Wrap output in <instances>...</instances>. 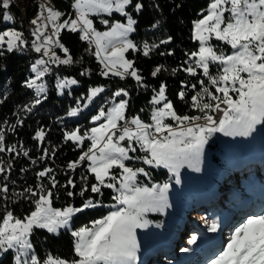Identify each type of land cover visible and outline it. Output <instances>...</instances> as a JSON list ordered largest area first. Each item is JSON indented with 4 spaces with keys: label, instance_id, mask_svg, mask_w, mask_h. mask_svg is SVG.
Instances as JSON below:
<instances>
[{
    "label": "snow or ice",
    "instance_id": "6c2138e0",
    "mask_svg": "<svg viewBox=\"0 0 264 264\" xmlns=\"http://www.w3.org/2000/svg\"><path fill=\"white\" fill-rule=\"evenodd\" d=\"M132 3L133 0H74L72 7L75 16L63 20L64 13L51 6L47 0L39 5L41 12L31 21L35 26L31 34L36 37L31 47L35 52L42 53V57L31 65L34 78L25 82L27 88L35 89L37 96L31 106H25L28 112L42 102L41 94H46V85L38 81H42L51 71L49 64L71 65L78 62L73 60L69 49L59 39L62 29L79 33L81 41L94 45V55L103 66L102 76L112 75L120 79L130 76L143 86V77L134 62L125 56L129 50H139L129 39V34L135 31L134 25L137 24L126 11ZM11 4L12 0H0V16L4 21L13 19L10 12L6 11ZM134 8L139 12L143 4L137 2ZM206 12V15L193 22V40L199 46L189 54L185 61L188 66L183 69L193 77L200 69L202 75L207 77L206 83L204 80L197 82L201 85L200 90L191 96L190 107L200 115H179L166 96V85L161 83L158 91L154 90L155 95L150 101L153 105L151 123H146L139 115L126 116L129 102L123 97H127L128 92L123 88L115 91L112 105L107 109L101 106L98 114L92 116L95 126L83 133L79 128L64 132V140L72 141L77 146L90 141L87 150H82L79 158L67 165L71 170L86 166L87 173L94 177L95 182L90 185L87 183L88 175L81 177L84 186L78 195L84 196L88 191L103 195V188L112 189L116 193L113 196L115 210L92 221L91 227L82 226L71 230L75 258L66 259L54 254L40 258L33 251L30 240L34 229H46L48 233L58 234L60 229L69 227L77 213L97 206L89 198L80 207L69 204L62 209L54 208L53 189L60 185L51 175L53 170L44 168L37 173V179L47 177L51 188L38 183L35 189L29 186L18 194L26 200L36 197L31 201L34 209L19 218L5 208L0 217V253L11 252V264H136L139 251L136 230L148 227L150 221L145 219L147 212L163 213L169 206L166 195L169 183L141 186L138 176H148L149 173L143 167H133L126 162L142 161L145 165L163 167L175 175L176 183L179 184L181 167L187 165L196 171L200 170L198 164L204 145L214 133L247 137L257 125L264 124V0H210ZM100 13L108 16L119 13L126 17V22L110 23L108 19H103L101 22L108 26L107 31H98L90 16ZM49 25L51 35L45 31ZM213 40L223 42L231 51L225 53L223 48L212 43ZM26 45L24 34L14 27L0 31V56L5 52L23 51ZM155 47L157 45L145 43L143 55L148 56ZM56 48L64 53V58L57 55ZM176 70L172 69L173 73ZM161 71L162 66H158L151 75L156 77ZM86 73L87 70L81 75ZM78 83L74 78L57 77L56 88L63 94L64 89ZM208 85L215 92L210 91ZM191 87L196 89L197 85L192 84ZM104 91L102 86L89 88L86 97L77 99V106L71 108L67 115L75 117L88 107V102ZM68 94L71 95L70 92ZM178 96L184 100L186 92L182 89ZM115 98L120 99L116 101ZM212 113L220 115L214 117ZM169 120L172 123H168ZM17 123L22 124L23 121L18 120ZM15 127L12 126L11 130ZM44 138L43 129H38L33 137L38 141ZM137 148L144 155H129L136 153ZM3 152H16V146L6 145L5 129L0 127V153ZM43 153L41 160L49 154V150L44 149ZM52 154H55V149H52ZM23 155L27 157L29 152L23 150ZM11 169V161L5 167L4 161L0 160V173L10 172ZM67 185L76 187L71 177ZM8 192V184H0V194H3L0 199L9 200ZM67 195L72 197L76 193L68 191ZM206 223H209V231L217 230L215 221ZM196 241L197 237L192 235L187 243L194 245ZM189 250L188 247L181 249L184 252ZM207 264H264V213L248 216L235 227L223 249L210 258Z\"/></svg>",
    "mask_w": 264,
    "mask_h": 264
},
{
    "label": "trees",
    "instance_id": "16d2710c",
    "mask_svg": "<svg viewBox=\"0 0 264 264\" xmlns=\"http://www.w3.org/2000/svg\"><path fill=\"white\" fill-rule=\"evenodd\" d=\"M137 2L143 4L142 10L139 12H136L134 8ZM73 3L74 0H50L49 4L64 13L61 18L63 20L74 17ZM209 3L210 0H133L132 5L126 8V11L137 21V24L134 25L135 31L129 35V39L137 45L139 50H129L125 53V56L134 62V66L143 77V86L137 84L136 80L130 76L125 79L112 75L102 76L103 66L94 55V45L90 46L86 41H81L79 33H71L67 29H62L59 39L69 49V54L73 57V60L78 62L71 65L49 64L51 71L42 79V82L46 85V94H41L42 102L33 107L31 112H28L25 106H31L37 96L33 89L27 88L25 82L30 78H34L35 74L31 70V65L36 59L42 57V53L35 52L31 47L32 41L36 39L31 34L35 28L31 21L40 13L39 5L42 4V0H12L11 7L6 11L10 12L13 19L4 21L0 16V31L14 27L24 34L27 41L23 51L5 52L3 56H0V127L5 129L6 145L16 146V152L0 153V160L4 161L5 167H7L8 161L12 162L10 172L0 173V184H8V197L10 198L9 200L0 199V217H2L5 208L11 210L19 218H23L34 209V204L31 201L36 197L26 200L18 194L29 186L35 189L38 183H42L45 188H51L47 177L37 179V173L46 167L53 170L51 175L55 177L58 185H60V187L53 189L54 208L62 209L69 204L80 207L89 198L97 203L96 207L77 213L70 221V227L60 230L58 234L48 233L43 229H34L30 240L33 244V251L40 258H44L48 254L59 255L66 259L75 258L73 253L74 238L70 234L71 230L79 229L82 226L91 227V222L106 216L112 211V204L115 203L113 196L116 193L112 189L103 188V195L94 194L90 191L86 192L84 196L78 195L84 186L81 177L88 175L87 183L89 185L95 182L94 177L87 173L86 166H78L75 170H71L67 168V165L69 162L76 161L82 150H87L90 141H85L82 146H77L72 141L64 140L65 131L79 128L83 133V131L95 126L91 120L92 116L98 114L101 106L105 109L110 107L113 101L112 94L121 88L128 92L127 100L129 103L126 116L139 115L146 123H151L150 115L153 105L150 101L155 95L154 90L158 91L161 83L166 85V96L172 101L179 115H200L198 111L190 107L191 96L200 90L201 85L197 82L204 80L206 83L207 77L202 75L200 69H197L195 77L190 76L183 69L188 66L185 61L188 60L189 54L198 49V43L192 37L193 22L206 14ZM90 18L93 19L94 27L99 30L108 28L101 22L103 19H108L110 23L112 21L126 22V17H122L118 13H113L111 16L100 13ZM169 37H171L170 40ZM161 41L167 42L161 43ZM145 43L150 46L157 45L148 56L143 55V45ZM212 43L224 48L225 53L230 52V47L223 44V42L213 40ZM55 51L57 55L64 58V53L60 49L56 48ZM158 66H162V71L156 77H153L151 73ZM172 69L177 70L173 73ZM85 70H87V73L81 75ZM212 71H215V66L212 67ZM57 77L61 79L74 78L79 83L64 89L63 94H60L56 88ZM192 84L197 85L196 89L191 87ZM98 86H102L105 91L94 98L93 101L88 102V107L83 108L75 117L67 115L71 108L77 106V99L82 96L86 97L89 88ZM208 87L210 91L215 92V89L210 85ZM182 89L186 92L184 100H181L178 96ZM69 92L71 95L68 94ZM81 103L83 104L84 101L82 100ZM18 120L23 121V123L18 124ZM167 122L172 123L170 120ZM14 125L16 126L15 129L11 130ZM38 129H43L45 132L43 141L33 139ZM238 137L229 136V139L213 140L207 146L211 149L218 148L224 146L227 141L232 146L233 140L238 139ZM44 149H48L49 154L41 160L40 157L44 155ZM52 149H55L54 155ZM23 150L29 152L27 157L23 155ZM251 153L254 155L256 163L260 162L259 171L262 172L253 169L250 166L251 163L247 162V157L243 156L238 149H235L230 155L213 153L210 156L211 161L219 164L221 171L220 176H213V186L211 187L215 189L226 187L230 190L234 188L237 192L240 190L250 195V189L253 188L252 183L264 177L262 148L254 144ZM33 161H36V163H33ZM240 162L244 164L243 178H236L233 175L228 176L232 173L231 171L241 165ZM127 163L133 164V167H143L149 173L148 176H138L139 185L151 187L153 184L169 183L168 191H172L170 188L172 179L167 169L148 166L142 162L128 161ZM21 169H24V171H21ZM5 176L8 177L7 180L4 179ZM69 177L75 181V188L67 185ZM262 183L264 184V178ZM206 187L207 190L204 192L203 197L193 198L187 203L194 204L196 201L195 204H198L200 200H205L212 189L208 184ZM68 191H73L76 195L69 197L67 195ZM2 195L0 194V196ZM232 195L228 192L226 196V200H229L231 204L235 203V196ZM226 200L224 205H226ZM217 203H215L216 207L207 205V210L201 213L204 214L201 217L202 220L198 222V225L193 226L191 230L194 231L189 233L190 237L195 235L197 241L194 245H188L186 242L190 250L188 252L182 251L181 256L197 253L203 233L209 231V223H206V221H215L217 227L219 226L217 216L225 212ZM225 207L227 208V206ZM202 209L204 208H201V211H203ZM210 212L213 213L210 214ZM147 216L152 221L160 218L158 213H149ZM193 216L199 217L195 212ZM175 225L176 223L169 225L170 227L168 226L169 229L166 233L176 232ZM190 237L185 239L188 241ZM154 241L158 246L164 244V241L159 240V238ZM181 245L184 246L182 242ZM158 246L152 247L154 249L152 251L159 248ZM11 255V252L5 254L2 258V264H11ZM159 257L158 262L151 260L152 263H150L164 264L165 261H171L170 258H167V254H160ZM171 264L173 263L171 262Z\"/></svg>",
    "mask_w": 264,
    "mask_h": 264
},
{
    "label": "rangeland",
    "instance_id": "374dc122",
    "mask_svg": "<svg viewBox=\"0 0 264 264\" xmlns=\"http://www.w3.org/2000/svg\"><path fill=\"white\" fill-rule=\"evenodd\" d=\"M45 2H46V0H42V4ZM47 2L50 3V0H47ZM73 13L75 16V9L74 8H73ZM206 14H207V12H206ZM43 15L46 16L47 13L44 12ZM91 16H94V15H91ZM36 17L33 19H36ZM97 30L103 32V31H107V28L103 29V30H99V29H97ZM45 31H46V34L51 35V32H52L51 26L49 25ZM192 37H193V27H192ZM198 46H199V44H198ZM219 47H221V46H219ZM230 51H231V49H230ZM44 59H47V57H44ZM40 82H42V81H38V83H40ZM33 90L35 91V89H33ZM35 93H36V91H35ZM233 95H235V94H233ZM119 99L120 98L116 99V101H118ZM123 99L127 100V97H123ZM113 102L114 101H112V103ZM112 103H111V105H112ZM223 138L229 139V136H225L222 133H214L212 136H210L208 138V142L204 145L203 152H202V155L200 157L199 164H198V167L200 170L196 171L195 168H190L187 165H185L184 167H181L179 169V175H180V183L179 184L176 183L175 175L168 171L170 178L172 179V181L170 182V186H171L170 188L172 191L169 190L166 193L167 203L169 206L167 208H165L163 213H161V212H147L145 214V219L150 221V223H149L147 228L136 230L137 242L139 244V251L137 253L138 259H137L136 264H151L152 263L151 260H155L156 262H158L159 261L158 259L161 257V256L159 257L158 254H164L165 251H167L166 254L170 258V260H172L173 264H179L180 262H181V264L182 263L187 264L186 262H190V258L185 259V258L179 256V255H181V253L178 255V252H179V250L187 247V243H186L187 239H185V238H189L190 236L188 233H192L194 231V230H191L193 225L190 222H187V220L191 217L190 215H192L193 218L191 217V219H193V221L196 220L197 222H199L202 220L201 217L204 215L201 213H203L204 210H207L206 209L207 205H212L213 207H216L215 206L216 202H218L217 204L220 206V208L227 209L229 211V214L236 213V210L240 211L241 206L242 207H248L250 204H252V207H253V205L255 203L257 204V202H258V201H256L257 197L264 196V191L262 190V187H256L252 190L253 195H254L253 200H251V201L250 200L249 201L242 200L238 205H235L236 202L238 203L239 197H244L247 199V198H249L250 195L246 194L245 192L235 194L236 191L230 192V189H226V187L223 189H220V187H219V188H216L215 191H210V194L207 196L208 198L206 197L205 200H200V202L198 204H195L196 201L194 202V204L187 203L190 200H192L193 198L203 197L204 192L207 190V187H206L207 184H208V186L210 185V188H212L211 186H213V184H212L213 179H214L213 176L214 175H215V177L220 176V171H221L220 165L217 164L215 161H211L210 156L213 153H216V154L220 153V155H223V154L230 155L233 153V151L235 149H238L243 154V156L247 157V159L249 161V159L252 158L251 157L252 156L251 149H252V146L254 144L261 147L262 150L264 149V124L257 125L255 131L252 132L251 135H249L247 137L239 136L238 139L233 140L232 146H230L229 142L227 141L224 144V146H221L218 148H213V149L208 148L207 144L209 142H211L213 140L214 141L220 140ZM229 148H231V149H229ZM263 153H264V150H263ZM129 155H131V156L141 155L142 156V155H144V153L140 152L139 148H137L136 153H129ZM130 162H142V161H130ZM240 163H241V166L244 167V164L242 162H240ZM129 165L133 166V164H129ZM148 166H150V165H148ZM115 171H117V170H115ZM258 174H260V173H258ZM235 175L238 176V175H240V173L237 172V173H235ZM221 179L223 180V178H221ZM260 182H261L260 180L257 181V185L261 184ZM236 183H237V181H236ZM141 186H144V185H141ZM202 187H203V189H202ZM228 192H230V195L233 194L235 196V203L231 204V203H229V200H226V196H227ZM218 197H220V198L218 199ZM225 200H226V205H224ZM114 204H112V211L115 210L113 208ZM255 205H254V207L258 206V205H256V206ZM225 206H227V208ZM234 206H235V208H233ZM201 208H204V209H202L203 211H201ZM248 208H247L248 211L246 213H244V215H245L244 217H240L239 219L234 221V223L238 222V224H236V225L241 224L248 216L255 215L252 213L251 207H248ZM194 212L196 214H198L199 217L198 216L194 217L193 216ZM243 212H245V211H243ZM149 213H158V214H160V218L156 221H152L147 216ZM180 213H181V216L179 217ZM212 213L213 212H210V214H212ZM218 217H220V219H218V221L221 223L222 226H224L225 224H227L230 221V219L226 215H224V216L219 215ZM174 223H176V225H175L176 232L174 235L176 243L173 244V242L172 243L170 242V238L172 239L173 233L172 232L166 233V232L168 231L169 227L171 225H173ZM196 225H198V224L196 223ZM69 227H70V224H69ZM228 227L234 229L235 225L230 226V224H229ZM43 230H46V229H43ZM60 230H62V229H60ZM227 232H229V231H227ZM229 237L230 236H227V235H225L223 237L224 242L221 241V243L222 244L224 243V244L222 246H220L219 249L216 250V254L219 251H221V249L227 243ZM157 238H159V240L164 241V244L167 245L166 249L164 248V244L162 246H160V245L158 246L157 243H155L154 240H156ZM225 238H227V240H225ZM213 239L214 238H212L210 241H212ZM167 241H168V243H167ZM210 241L205 240L201 244V247H206L205 248L206 252H207V250L209 252H211L209 250L211 248V246H209ZM181 242L184 244V246L181 245ZM157 246L159 248L156 249L155 253L149 252L150 249L154 250L152 247H157ZM201 250H203V249L201 248ZM168 252H169V254H168ZM216 254H214L213 257ZM4 255H5L4 253H0V258H3ZM201 258H202L201 262H203V264H207V261L209 259L204 257V256ZM192 260L196 263L200 262V260L196 259L195 257H193L191 259V261ZM164 264H169V263H168V261H165Z\"/></svg>",
    "mask_w": 264,
    "mask_h": 264
},
{
    "label": "built area",
    "instance_id": "2783aa9c",
    "mask_svg": "<svg viewBox=\"0 0 264 264\" xmlns=\"http://www.w3.org/2000/svg\"><path fill=\"white\" fill-rule=\"evenodd\" d=\"M212 115L214 116V117H218L220 114L219 113H212ZM201 123H203V121H200Z\"/></svg>",
    "mask_w": 264,
    "mask_h": 264
}]
</instances>
